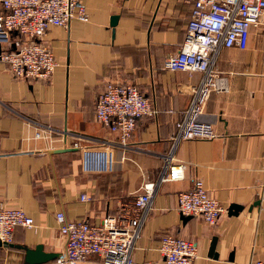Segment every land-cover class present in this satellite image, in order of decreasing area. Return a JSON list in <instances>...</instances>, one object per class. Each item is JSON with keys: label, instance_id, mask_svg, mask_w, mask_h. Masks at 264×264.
I'll list each match as a JSON object with an SVG mask.
<instances>
[{"label": "crops", "instance_id": "1", "mask_svg": "<svg viewBox=\"0 0 264 264\" xmlns=\"http://www.w3.org/2000/svg\"><path fill=\"white\" fill-rule=\"evenodd\" d=\"M82 4L86 23L50 27L40 40L57 64L48 81L17 80L0 65V206L22 210L34 221V228H16L13 243L0 247V264H26L25 250L38 245L58 256L63 240L57 212L75 223L99 225L141 195L159 176L170 137L189 105L182 88L199 80L198 74L163 67L186 37L185 0ZM11 43L24 44L15 32ZM216 71L229 91L211 94L202 120L217 137L178 144L174 159L185 166L184 179L164 183L154 194L133 252L138 263L165 264L158 247L166 235L196 245L192 264L264 262V203L257 195L264 174V23L250 28L246 49H222ZM107 83L134 85L158 111L137 120L126 149L95 116ZM63 148L78 150L49 155ZM80 148L109 149L112 170L84 173ZM196 180L224 210L213 225L178 211L179 194ZM232 205L242 211L230 215Z\"/></svg>", "mask_w": 264, "mask_h": 264}, {"label": "built area", "instance_id": "2", "mask_svg": "<svg viewBox=\"0 0 264 264\" xmlns=\"http://www.w3.org/2000/svg\"><path fill=\"white\" fill-rule=\"evenodd\" d=\"M185 1L190 6L186 37L177 53L164 59L163 67L173 73L198 74L199 80L182 88L190 98L189 105L177 124L176 134L170 137L160 174L154 182L143 186V193L129 206L99 225L75 223L67 220L63 211L57 212L55 220L63 246L54 264H86L93 258L98 264H141L133 259V252L152 210L154 194L162 184L184 179L185 166L174 159L178 144L217 137L212 125L202 117L212 93L229 91L227 79L216 71L218 55L222 49H246L250 28L264 23V0ZM0 4V65L14 79L29 83L48 81L57 64L51 50L40 40L50 27L68 28L72 20L86 23L88 15L82 0H0ZM14 32L23 39V45L11 43ZM157 114L151 102L130 84L107 83L95 104L97 121L118 136L119 147L123 149L127 148L137 120ZM80 149L84 173L105 174L112 170L113 156L109 149ZM257 195L264 203V174ZM178 211L183 216L200 217L210 225L224 212L208 196L201 180L179 194ZM16 228H34V221L22 210L0 206V245L13 243ZM158 252L165 264H192L198 257L195 244L169 235L160 238Z\"/></svg>", "mask_w": 264, "mask_h": 264}, {"label": "water", "instance_id": "3", "mask_svg": "<svg viewBox=\"0 0 264 264\" xmlns=\"http://www.w3.org/2000/svg\"><path fill=\"white\" fill-rule=\"evenodd\" d=\"M114 21H116L115 17L112 19V25H115ZM77 150H78V148H70V149H66V148L64 149L63 148L61 150H50L49 155L51 156L54 154H59V153L69 152V151L74 152ZM241 211H242V207L236 206V205H232L228 209V213L230 215H237V213H239ZM215 242H216V240H213L212 246H211V251L214 250ZM0 247H5V246L0 245ZM57 257L58 256L56 254L43 252V248L40 245L36 246L32 250L31 249L25 250V263L26 264H47V263L55 260Z\"/></svg>", "mask_w": 264, "mask_h": 264}, {"label": "rangeland", "instance_id": "4", "mask_svg": "<svg viewBox=\"0 0 264 264\" xmlns=\"http://www.w3.org/2000/svg\"><path fill=\"white\" fill-rule=\"evenodd\" d=\"M95 264H98L97 262H95Z\"/></svg>", "mask_w": 264, "mask_h": 264}]
</instances>
